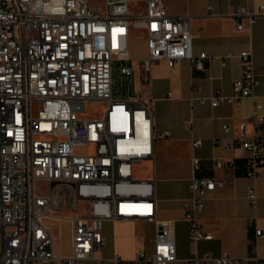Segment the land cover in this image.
<instances>
[{"label":"built area","instance_id":"built-area-1","mask_svg":"<svg viewBox=\"0 0 264 264\" xmlns=\"http://www.w3.org/2000/svg\"><path fill=\"white\" fill-rule=\"evenodd\" d=\"M135 1L0 0V264L118 263L119 254L103 256V223L119 218L154 223L153 252L139 251L143 264H168L175 258L174 222L156 216L155 177L139 179L134 174L139 162L154 157L157 135L154 99L131 89L130 32L134 28L145 36L147 54L141 66L146 73L160 60L173 67L188 59L203 69L208 56L193 50L189 14H169L165 0H145L144 7L132 11ZM262 14L263 6L255 12L237 6L232 12L239 30L250 28ZM239 57L242 72L232 92L211 95L212 106L255 98L259 80L253 52L243 50ZM114 67L115 74H121L115 84ZM34 102L39 105L37 115ZM90 102L105 104L100 117L84 115ZM260 108L255 100L252 113L238 121L240 133L234 138V145L247 151L246 174L253 179L264 168ZM248 123L253 126L250 135ZM169 134L165 130L158 137ZM200 144V139L193 141ZM212 161L226 165L219 158ZM192 165L196 172L201 159L193 156ZM38 181L50 184V195H38ZM224 184L215 177L192 176L184 217L193 242L213 238L198 213L207 193ZM248 197L252 205L257 203L255 185ZM64 221L72 231V251L57 255L59 234H54L52 223ZM257 235L262 236V230ZM189 261L240 264V258L227 251L219 256L195 253ZM258 264H264V257Z\"/></svg>","mask_w":264,"mask_h":264},{"label":"crops","instance_id":"crops-1","mask_svg":"<svg viewBox=\"0 0 264 264\" xmlns=\"http://www.w3.org/2000/svg\"><path fill=\"white\" fill-rule=\"evenodd\" d=\"M141 1L145 4V0ZM165 6L171 15H190L193 50L196 54L206 52L208 56L203 69L196 68L188 59L178 61L173 67L166 60H160L146 73L141 66V58L147 54L144 34H141L143 49L140 53L135 54L130 47L134 67L132 92L154 99L155 153L152 159L142 160L149 162L151 169L139 179L155 177L157 219L174 222L175 258L168 264H191L189 259L195 253L219 256L223 251L240 258V264H258L264 257V168L259 178L247 176V151L234 145V138L240 133L238 121L252 113L255 100L261 104L260 114L264 117V14L258 16L250 28L239 30L232 12L237 6L251 12L258 11L260 6L264 10V0H165ZM247 49L253 52L259 80L255 98H244L239 104L212 106L211 95L232 92L233 81L242 72L239 54ZM165 130L170 131L169 136L158 137ZM245 130L248 135L252 134V124L248 123ZM215 138L221 141L214 143ZM195 139H200L201 144L193 145ZM223 141L229 143V147H225ZM193 156L201 159V167L196 172ZM213 158L221 159L226 165L216 166ZM193 175L225 182L207 193L205 207L198 213L201 224L213 233V238L196 243L190 238L184 217V200L190 195ZM252 185L258 195L255 205L248 197ZM145 223L154 228L153 222L142 219L104 221L103 256L111 259L120 255L118 263L109 264H143L139 251L151 254L154 250V232L149 244L142 229ZM52 226L54 234H59L55 253L70 254V224L54 222ZM64 229L67 233L63 239L60 232ZM258 229L263 232L260 237ZM85 264L101 263L88 260Z\"/></svg>","mask_w":264,"mask_h":264},{"label":"rangeland","instance_id":"rangeland-1","mask_svg":"<svg viewBox=\"0 0 264 264\" xmlns=\"http://www.w3.org/2000/svg\"><path fill=\"white\" fill-rule=\"evenodd\" d=\"M144 4L141 0L132 2L130 4V9L132 11H137L142 7ZM129 44L133 52L136 54L140 53L143 49V37L141 35V32L137 29H132L130 32V39H129ZM119 69V68H118ZM114 84L116 82H121V74L118 70V74H115V67H114ZM105 104L103 102H90L88 103L85 108H84V115L87 117L95 118V117H100L102 115V112L104 110ZM33 111L34 114L37 115L39 111V105L37 102H34L33 104ZM88 151H93V148H90ZM154 164L157 167V161H154ZM151 169V164L147 161H141L139 162L135 168H134V174L135 178H144L147 174L150 173ZM36 191L39 196H48L50 195V184L46 181H38L36 183ZM53 213L57 214V210H52ZM67 209L63 210L62 213H66ZM143 231L147 234V242L150 244L151 241V236L153 235L154 228L153 225L150 223H145L142 226ZM67 233V230H62L61 232V237L64 239L65 234ZM0 247H1V229H0Z\"/></svg>","mask_w":264,"mask_h":264}]
</instances>
